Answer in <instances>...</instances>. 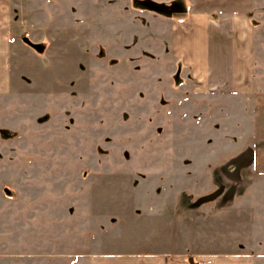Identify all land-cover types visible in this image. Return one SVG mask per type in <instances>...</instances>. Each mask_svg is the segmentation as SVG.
I'll return each instance as SVG.
<instances>
[{
	"label": "rangeland",
	"instance_id": "rangeland-1",
	"mask_svg": "<svg viewBox=\"0 0 264 264\" xmlns=\"http://www.w3.org/2000/svg\"><path fill=\"white\" fill-rule=\"evenodd\" d=\"M0 39V264H264V0H0Z\"/></svg>",
	"mask_w": 264,
	"mask_h": 264
},
{
	"label": "crops",
	"instance_id": "crops-1",
	"mask_svg": "<svg viewBox=\"0 0 264 264\" xmlns=\"http://www.w3.org/2000/svg\"><path fill=\"white\" fill-rule=\"evenodd\" d=\"M242 12L238 13V14H234V16H228L229 19H233L235 20V22H238L240 23V25H243V20H247L248 17L247 15H245L244 13L241 14ZM202 14V13H201ZM205 14V15H204ZM203 15H201V18H203L205 21L207 20L208 22H210L211 20V17L209 14H206L204 13ZM206 18V19H205ZM196 20L199 21L200 19L196 17ZM210 25V24H209ZM1 43H3V40L0 39V50H2V47H1ZM4 44V43H3ZM6 45V44H5ZM6 48V47H5ZM3 50L5 51V49L3 48ZM1 52H0V60H1ZM199 62V59L195 60V66L198 67V63ZM5 69L4 65H2L0 63V74L2 73L3 74V71H1V69ZM252 255L248 252H243L242 254L240 255H237V256H234V257H226L227 259L225 260H230L228 261L229 264H233L234 262H236V260L238 259H242L243 260V264H249V263H246L247 261L251 260L252 259ZM220 259H224V258H220ZM116 264V263H115ZM208 264H224L223 262H221L219 259H213L211 262H209Z\"/></svg>",
	"mask_w": 264,
	"mask_h": 264
},
{
	"label": "water",
	"instance_id": "water-1",
	"mask_svg": "<svg viewBox=\"0 0 264 264\" xmlns=\"http://www.w3.org/2000/svg\"><path fill=\"white\" fill-rule=\"evenodd\" d=\"M189 261H190V263L192 262V259L191 258H189Z\"/></svg>",
	"mask_w": 264,
	"mask_h": 264
}]
</instances>
